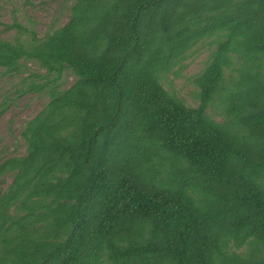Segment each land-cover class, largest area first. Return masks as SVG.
Returning a JSON list of instances; mask_svg holds the SVG:
<instances>
[{
  "label": "trees",
  "instance_id": "1",
  "mask_svg": "<svg viewBox=\"0 0 264 264\" xmlns=\"http://www.w3.org/2000/svg\"><path fill=\"white\" fill-rule=\"evenodd\" d=\"M65 3L0 37L15 93L48 97L0 164V264H264V0ZM208 38L188 107L161 82Z\"/></svg>",
  "mask_w": 264,
  "mask_h": 264
},
{
  "label": "rangeland",
  "instance_id": "2",
  "mask_svg": "<svg viewBox=\"0 0 264 264\" xmlns=\"http://www.w3.org/2000/svg\"><path fill=\"white\" fill-rule=\"evenodd\" d=\"M67 8L68 3L63 4V0H0V23L2 24L0 37L6 40L15 37L25 39V35L19 36L14 29L7 32L3 30L6 25L14 23L42 37L46 32L61 27L67 22L69 14ZM210 41L209 38L204 39L193 47L186 54L187 58L173 65L172 70L161 82L166 92L181 100L188 107H196L199 103L197 99L199 88L195 80L208 65L210 53L214 50V46L208 45ZM232 62L234 65L225 69V78L237 79L238 74L232 69L237 70L239 65L234 60ZM28 67L33 69L32 65ZM1 72L3 71L0 70V164L4 159L24 154V147L20 140L22 127L48 102L45 92H24L19 97L13 85L21 80L5 77ZM73 81L74 77L71 72L65 71L58 83L64 89L69 87ZM3 102L5 104H2ZM224 108L225 106L217 99L211 103L207 112L214 120L223 121ZM10 182V177L0 176V191L5 190Z\"/></svg>",
  "mask_w": 264,
  "mask_h": 264
},
{
  "label": "bare ground",
  "instance_id": "3",
  "mask_svg": "<svg viewBox=\"0 0 264 264\" xmlns=\"http://www.w3.org/2000/svg\"><path fill=\"white\" fill-rule=\"evenodd\" d=\"M175 76V75H174Z\"/></svg>",
  "mask_w": 264,
  "mask_h": 264
}]
</instances>
